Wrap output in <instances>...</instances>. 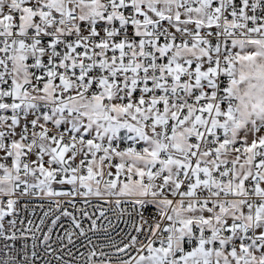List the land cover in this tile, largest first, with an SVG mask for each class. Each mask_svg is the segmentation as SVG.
I'll use <instances>...</instances> for the list:
<instances>
[{
    "label": "snow or ice",
    "instance_id": "obj_1",
    "mask_svg": "<svg viewBox=\"0 0 264 264\" xmlns=\"http://www.w3.org/2000/svg\"><path fill=\"white\" fill-rule=\"evenodd\" d=\"M0 264H264V0H0Z\"/></svg>",
    "mask_w": 264,
    "mask_h": 264
}]
</instances>
